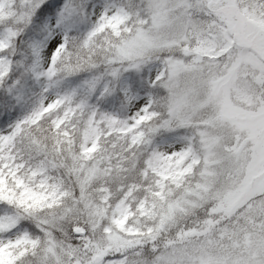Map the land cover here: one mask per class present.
I'll use <instances>...</instances> for the list:
<instances>
[{"label":"snow or ice","instance_id":"1","mask_svg":"<svg viewBox=\"0 0 264 264\" xmlns=\"http://www.w3.org/2000/svg\"><path fill=\"white\" fill-rule=\"evenodd\" d=\"M0 264H264V0H0Z\"/></svg>","mask_w":264,"mask_h":264}]
</instances>
